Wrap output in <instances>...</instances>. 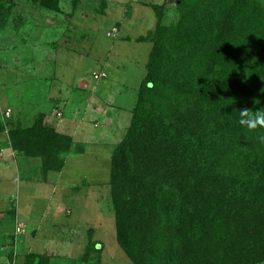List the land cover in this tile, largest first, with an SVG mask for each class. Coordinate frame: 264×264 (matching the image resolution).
Returning a JSON list of instances; mask_svg holds the SVG:
<instances>
[{"label":"trees","instance_id":"16d2710c","mask_svg":"<svg viewBox=\"0 0 264 264\" xmlns=\"http://www.w3.org/2000/svg\"><path fill=\"white\" fill-rule=\"evenodd\" d=\"M59 1L39 2L58 12ZM175 1L177 26L140 38L156 46L110 156L116 243L131 264H262L264 128L239 120L264 109V10L254 0ZM46 117L14 127L6 147L38 159L44 181L73 146Z\"/></svg>","mask_w":264,"mask_h":264},{"label":"rangeland","instance_id":"374dc122","mask_svg":"<svg viewBox=\"0 0 264 264\" xmlns=\"http://www.w3.org/2000/svg\"><path fill=\"white\" fill-rule=\"evenodd\" d=\"M39 1L0 0V145L8 154L9 131L45 114L73 146L46 181L38 159L0 157V264L31 253L45 264H131L115 239L110 156L156 46L140 38L177 26L178 4L60 0L55 12Z\"/></svg>","mask_w":264,"mask_h":264},{"label":"clouds","instance_id":"9594fccd","mask_svg":"<svg viewBox=\"0 0 264 264\" xmlns=\"http://www.w3.org/2000/svg\"><path fill=\"white\" fill-rule=\"evenodd\" d=\"M239 124L248 130L257 129L258 127L264 128V109L259 108L255 111H249V109L240 110ZM261 143H264V135L259 137ZM100 247L99 244L96 245Z\"/></svg>","mask_w":264,"mask_h":264},{"label":"crops","instance_id":"0c3cea01","mask_svg":"<svg viewBox=\"0 0 264 264\" xmlns=\"http://www.w3.org/2000/svg\"><path fill=\"white\" fill-rule=\"evenodd\" d=\"M55 127H56V130H57V124L55 125ZM58 132L60 133V131H58ZM5 150H9V153L8 154H5V151L3 150L2 151V156L3 155H6L7 157L10 156V157H12V159H16L17 155H15L9 148H6ZM19 157L22 158V156H19ZM23 158H25V157H23Z\"/></svg>","mask_w":264,"mask_h":264},{"label":"built area","instance_id":"2783aa9c","mask_svg":"<svg viewBox=\"0 0 264 264\" xmlns=\"http://www.w3.org/2000/svg\"><path fill=\"white\" fill-rule=\"evenodd\" d=\"M99 77H105V75H103V74L102 75H98L97 78H99ZM0 155H1V147H0Z\"/></svg>","mask_w":264,"mask_h":264}]
</instances>
